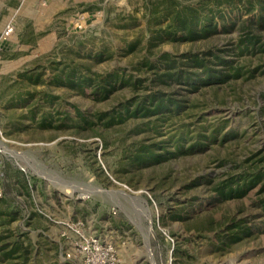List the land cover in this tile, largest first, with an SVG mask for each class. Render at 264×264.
Instances as JSON below:
<instances>
[{
  "label": "rangeland",
  "instance_id": "1",
  "mask_svg": "<svg viewBox=\"0 0 264 264\" xmlns=\"http://www.w3.org/2000/svg\"><path fill=\"white\" fill-rule=\"evenodd\" d=\"M21 1L0 0V36L14 27L0 43V254L11 253L0 264H76L73 226L112 245L119 264H264L261 186L210 199L242 165L264 171V56L241 57L242 77L189 94L178 116L126 117L123 103L151 91L161 54L244 35L155 42L174 8L195 0ZM112 72L143 83L104 96L94 81ZM67 75L93 83L72 87ZM201 178L211 183L194 186Z\"/></svg>",
  "mask_w": 264,
  "mask_h": 264
},
{
  "label": "trees",
  "instance_id": "2",
  "mask_svg": "<svg viewBox=\"0 0 264 264\" xmlns=\"http://www.w3.org/2000/svg\"><path fill=\"white\" fill-rule=\"evenodd\" d=\"M168 1L174 4L173 1ZM239 8L246 9L249 13L256 11L255 18L241 20L239 14L231 16V13H234L235 9L239 11ZM234 30H239L244 38L237 43H230V47L211 44L202 51L184 53L178 57H172L168 53L161 54L158 64L150 68L156 73L151 91L144 92L140 99H131L123 103V115L144 121L171 119L187 109L190 102L189 94L196 93L202 87L228 84L242 77L245 66L240 61L241 57L246 54L264 56V1L195 0L192 4L174 8V11L168 15L167 26L154 38L155 42L165 40L191 44L209 42ZM65 80L72 87L76 83H93L91 78L85 76L74 82L67 75ZM135 82L132 83L128 77L112 72L104 79L95 80L94 85L104 96H108L117 87L130 85L136 89L143 83L142 80L137 81L138 85ZM262 99L264 101V95ZM261 112H264V105L261 107ZM262 153L257 152L255 156ZM146 157L141 160H146ZM157 157L156 154L150 153V158ZM258 162H264V154ZM242 167L243 170L237 176H232L226 180L227 182L219 184L214 189L215 195L210 197L213 203L242 197L258 185L264 191V171L250 170L243 165ZM196 182L194 186L211 183L206 178L198 179ZM258 207L264 214V199L258 203ZM234 227L241 228L236 223ZM234 234L233 240L241 238L238 233ZM3 249L4 247L0 248V252ZM2 255L8 257L11 253L9 252V255L2 253ZM2 255L0 254V261Z\"/></svg>",
  "mask_w": 264,
  "mask_h": 264
},
{
  "label": "built area",
  "instance_id": "3",
  "mask_svg": "<svg viewBox=\"0 0 264 264\" xmlns=\"http://www.w3.org/2000/svg\"><path fill=\"white\" fill-rule=\"evenodd\" d=\"M79 18L76 22H82ZM80 23L76 25L80 26ZM78 26V27H79ZM13 25L7 24L0 36V43L6 40L13 32ZM74 239L70 243L71 248L67 257L76 264H119L118 255L110 244L102 242L98 237L88 236L81 227H71Z\"/></svg>",
  "mask_w": 264,
  "mask_h": 264
},
{
  "label": "crops",
  "instance_id": "4",
  "mask_svg": "<svg viewBox=\"0 0 264 264\" xmlns=\"http://www.w3.org/2000/svg\"><path fill=\"white\" fill-rule=\"evenodd\" d=\"M39 1L35 3V5H34L33 8H35V7L38 6ZM43 1L46 2L47 5H49L50 3L54 2L55 0H43ZM22 6L24 7V9H26L27 6L30 7V8H32L31 7V4H30V1H28V0H22L21 3H20L19 9H20V7L22 8ZM54 13H55V11L52 12V14H54ZM28 18L31 20L33 17L32 16H28Z\"/></svg>",
  "mask_w": 264,
  "mask_h": 264
},
{
  "label": "bare ground",
  "instance_id": "5",
  "mask_svg": "<svg viewBox=\"0 0 264 264\" xmlns=\"http://www.w3.org/2000/svg\"><path fill=\"white\" fill-rule=\"evenodd\" d=\"M0 151H1V152H5V149H3V148L0 146Z\"/></svg>",
  "mask_w": 264,
  "mask_h": 264
}]
</instances>
